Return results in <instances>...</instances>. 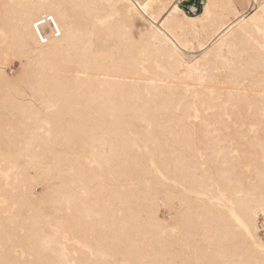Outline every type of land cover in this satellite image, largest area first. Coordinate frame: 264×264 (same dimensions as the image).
<instances>
[{
  "label": "bare ground",
  "instance_id": "bare-ground-1",
  "mask_svg": "<svg viewBox=\"0 0 264 264\" xmlns=\"http://www.w3.org/2000/svg\"><path fill=\"white\" fill-rule=\"evenodd\" d=\"M183 1L0 0V259L264 261V0Z\"/></svg>",
  "mask_w": 264,
  "mask_h": 264
},
{
  "label": "built area",
  "instance_id": "built-area-1",
  "mask_svg": "<svg viewBox=\"0 0 264 264\" xmlns=\"http://www.w3.org/2000/svg\"><path fill=\"white\" fill-rule=\"evenodd\" d=\"M204 0H193V3L190 6H185L183 9L186 13L192 15L200 12L202 9ZM33 29L35 34L41 44L47 42V36L45 31H50L54 37H57V27L54 23V20L51 16L42 15L34 21Z\"/></svg>",
  "mask_w": 264,
  "mask_h": 264
},
{
  "label": "snow or ice",
  "instance_id": "snow-or-ice-1",
  "mask_svg": "<svg viewBox=\"0 0 264 264\" xmlns=\"http://www.w3.org/2000/svg\"><path fill=\"white\" fill-rule=\"evenodd\" d=\"M7 7V6H6ZM147 7V6H145ZM179 8H176L175 11L176 12H179ZM262 12H264V8L261 9ZM208 14V10L205 9V15ZM60 31H59V28H57V35H60ZM201 83H203V81H201ZM236 100V93H233V92H230L229 95H228V103H224L223 100H221V104H222V107L224 109H226L227 107H229L234 101ZM213 110L212 109H209V114L212 112ZM262 114H264V96H262ZM224 119L226 120H229L231 121L232 117L231 115H225L223 117ZM196 121L198 123H204V124H207L208 123V120H207V114H206V118L202 121L201 120V114L199 111H197L196 113V117H195ZM264 251V250H262ZM17 254H19V250L17 251ZM97 253L94 252V255H96ZM100 255H103V253H99ZM0 264H44V262L40 261V262H37V261H23V262H15V261H11V260H7V259H0ZM102 264H108L107 261H104L102 262ZM176 264H180V262H176ZM183 264H191V262H183ZM261 264H264V261L261 262Z\"/></svg>",
  "mask_w": 264,
  "mask_h": 264
},
{
  "label": "rangeland",
  "instance_id": "rangeland-1",
  "mask_svg": "<svg viewBox=\"0 0 264 264\" xmlns=\"http://www.w3.org/2000/svg\"><path fill=\"white\" fill-rule=\"evenodd\" d=\"M237 8L242 12H247L249 13L251 9H249V3L248 0H235ZM193 3V0H188V1H183L181 2L180 6L183 8L185 6H190ZM247 3V4H246ZM140 28V29H139ZM143 29V23L139 20H137L135 22V28L132 30L133 31V35L137 36L139 30ZM19 68V62L16 59L12 60V63L9 64V66L6 68L5 73L10 77L14 76L15 73L18 71ZM36 190H38V192L40 191L39 188H36ZM165 210H161V214L160 217H166L164 219H167V214L164 212ZM261 238L264 241V232L260 233Z\"/></svg>",
  "mask_w": 264,
  "mask_h": 264
}]
</instances>
